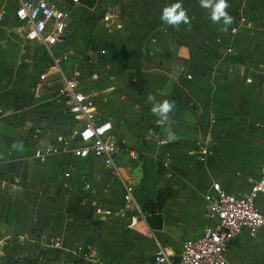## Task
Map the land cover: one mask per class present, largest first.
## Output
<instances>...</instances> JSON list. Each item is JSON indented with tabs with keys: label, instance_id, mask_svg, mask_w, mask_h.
Returning <instances> with one entry per match:
<instances>
[{
	"label": "crops",
	"instance_id": "obj_1",
	"mask_svg": "<svg viewBox=\"0 0 264 264\" xmlns=\"http://www.w3.org/2000/svg\"><path fill=\"white\" fill-rule=\"evenodd\" d=\"M103 1L84 5L91 7L89 26L79 21L66 27L64 38L52 46L56 56L68 51L56 68L43 46L22 38L10 16L0 22V264H153L155 246L174 256L184 238L215 221L203 198L211 181L242 192L264 169V0H227L225 11L233 22L226 30L222 21L212 22L211 10L200 0ZM174 3L188 18L179 26L161 19L163 9ZM64 4L70 10L79 0ZM116 6L119 22L104 20ZM101 9L102 19L95 16ZM87 31L92 33L90 53L109 79L96 68L84 86L80 65L68 57L83 46ZM116 46L122 55L115 54ZM34 58L45 63L32 65L39 66L36 72L28 66ZM112 59L128 71L120 72ZM75 69L92 96L115 102L98 112L94 101L96 115L113 124L119 175L100 157L59 152L39 161L33 153L35 141L45 143L73 127L74 117L56 89ZM42 71L45 77L34 86ZM164 101L173 105L171 112L151 111ZM141 128L146 140L142 157L129 144ZM185 130L189 134L180 133ZM156 137L166 140L157 149L166 160L153 153V143H163ZM195 139L206 141L209 151L189 150ZM154 157L156 168L150 164ZM100 163L99 170L92 169ZM127 178L134 181L138 209L125 206L121 197ZM166 187L171 192L153 227V205L143 209L142 202L153 204L157 190ZM82 204L87 211L99 207L108 214L98 220L100 214L91 213L87 221L78 215ZM119 205L122 211L111 214ZM255 205L264 213V193L256 195ZM225 256L241 264H264V225L252 235L239 230Z\"/></svg>",
	"mask_w": 264,
	"mask_h": 264
},
{
	"label": "built area",
	"instance_id": "obj_2",
	"mask_svg": "<svg viewBox=\"0 0 264 264\" xmlns=\"http://www.w3.org/2000/svg\"><path fill=\"white\" fill-rule=\"evenodd\" d=\"M5 16H10L17 24L24 40L38 43L46 49L54 68L59 60L67 57V50L57 56L52 50V46L64 38L70 17V10L63 0H0V22ZM230 50L227 47V51ZM77 73L75 69L74 74L63 76L62 85L56 89L57 94L64 97L67 111L74 117L73 127L45 143L36 141L33 153L39 161L59 152H70L75 157H100L104 165L119 175L114 162L118 140L112 133L113 124L110 119L96 115L94 99L82 87ZM45 75V71L40 72L35 85ZM133 183L131 178L122 179L121 197L125 206L138 209ZM258 193H264V169L242 192L230 191L219 181H211L203 198L207 211L215 221L205 224L199 234L184 238L174 256L158 244L150 253L152 263L241 264L238 260L228 259L225 250L232 237L242 228L252 235L264 225V213L255 205Z\"/></svg>",
	"mask_w": 264,
	"mask_h": 264
},
{
	"label": "rangeland",
	"instance_id": "obj_3",
	"mask_svg": "<svg viewBox=\"0 0 264 264\" xmlns=\"http://www.w3.org/2000/svg\"><path fill=\"white\" fill-rule=\"evenodd\" d=\"M64 1H65V3L67 5H70L69 4V0H64ZM92 1L93 2H96V3H100L101 2V0H92ZM86 2H89V0H79V4H76L75 7H70V14L71 15H70V18H69L70 21H69V24L67 26V29H68V27H69V29L72 28L74 26V24L76 22H79V21L81 22V24L86 25V26H89V24H90V22L92 20L91 17H90V14H89V10L91 9V7L90 8H85L84 5L87 4ZM103 2L105 3L106 0H104ZM112 2H113V0H108L105 4H110ZM121 8H122V6H120V9ZM103 13H104V9H101V10L97 11V14L95 16L100 17L102 19L101 16H102ZM106 13H108V15H105L103 17L104 20H109L111 18H114L115 21L117 20L119 22V16H120V13H121V12L119 13V6H116V7L111 8L110 10H108V12L106 11L105 14ZM101 22L102 23H108V22L110 23L111 21H107L106 22V21H102L101 20ZM91 34L92 33L91 32L89 33V31H87V34H84V36L82 37L84 43H83V46L82 47H80V48L77 49L78 52H76L75 50H71L72 48H74V46H73V44L70 41L68 43L72 47L71 49L69 47V49L71 50V54H70V56L68 58L69 59H72L75 63H77V64L80 65L79 69H81V72H82L84 86L86 85V79H88V80L90 79V77H91L90 74L91 73L93 74V71L95 73V70H96V68L98 66V63H101V62H99L97 60L95 61L93 54L90 53L91 48L93 50V47H90L91 46L90 45V36H91ZM113 49L115 51V54H117V55H120L121 54L122 55V53H121L122 47L116 46ZM100 51H103V49H100ZM34 60H36L37 62H35ZM100 60H102L101 57H100ZM32 62L33 63L28 64V66L34 72L38 71V67L39 66L34 68L32 65H40V66H43L45 64L44 62H38V60L35 59V58L33 59ZM112 62L114 63V65H116L120 69V72H122L124 70L125 71H128V68L127 67H124L123 64L120 63L118 60L115 59ZM103 67H104V65H103ZM96 72L99 73V76L100 75H103L102 77H104L105 80L106 79H109V78H107V76H108L107 70L106 69H102L101 66H99L97 68V71ZM129 85L130 86H133V82L131 80L129 82ZM34 86H35V84H34ZM92 97L94 98V101L96 102V109H97L98 112H99V109L98 108L101 105L102 106H105L107 109L108 108H113V106H115V102H114V100L112 98H109V99L107 98V99L104 100L101 97H97V95L96 96H92ZM180 133L181 134H189L188 131H186V130L184 132H180ZM190 133L196 135V133H194L193 131H190ZM135 135H136L135 136L136 138L133 137L132 138L133 141L132 142H129V144H130V147L133 148V151L134 152H138L139 155L142 157V153L140 152V150H142V147L146 143V140L144 139V130L143 129L141 130V135H139V134H135ZM154 140L157 142V141L163 140V139L161 137H158V138L156 137V139H154ZM164 141H166V140H163V143L161 145H158V146L154 142L153 143L154 148L156 150L157 149L160 150L158 147H162V145L165 144ZM166 145H167V143H166ZM213 145L214 144H212V146ZM208 147H209V145H208V143L206 141H199L198 139H195L194 142L191 143V147L189 148V150L190 149H195L198 152H201L202 153V149H205L206 151H209V148ZM167 148H168V150H170L169 149L170 148L169 146ZM158 150L157 151H153V153L154 154H159L160 156H162V158H165V160H166V155L165 154L164 155H161V153L158 152ZM163 150L166 151L167 149H163ZM144 158L146 159V157H144ZM203 160H205V159H203ZM158 161H159L158 158L154 157L153 160L150 163L151 166H153V168H156L157 167V163H159ZM142 163H143V161H142ZM101 165H102L101 163H100V165L97 164L92 169L95 170V171H97V170L100 169ZM250 170H251L250 172H252V169H250ZM247 172L248 171H246L245 173H247ZM81 182H83V183L85 182V184H88V182H87L86 179H81ZM95 189H97V188H95ZM93 192H94V190L92 189L91 190V194H93ZM97 198H101V197L98 196ZM119 204H122V202L119 201ZM120 208H121V205H119L117 209L113 208L110 211V213L111 214H115L114 211H116V210L119 211V212H121L122 210ZM78 210H79L78 211V215H80L82 218L86 219L87 221H89L90 216H91V213H93L94 216H96V215L98 216L100 214L101 217H99V218L96 217V219H98V220H102L104 214H108V213L105 212V210L103 208H99V207L97 208V210H94V208H92L90 211H87L84 208V204H82V208L78 207ZM133 211H136V210H133ZM75 212L76 211H74V213ZM93 224H96V223H93Z\"/></svg>",
	"mask_w": 264,
	"mask_h": 264
},
{
	"label": "clouds",
	"instance_id": "obj_4",
	"mask_svg": "<svg viewBox=\"0 0 264 264\" xmlns=\"http://www.w3.org/2000/svg\"><path fill=\"white\" fill-rule=\"evenodd\" d=\"M200 4L204 8L211 10V20L213 23L222 21L226 30V26L232 24L233 18L225 11L228 7L227 0H200ZM161 19L169 25L179 26L181 22H187V15L182 9L180 3H174L171 6L165 7L162 11ZM153 97L149 96L148 100L153 101ZM173 105L167 101L163 103L154 104L151 111L153 113L159 112L161 115L171 112Z\"/></svg>",
	"mask_w": 264,
	"mask_h": 264
},
{
	"label": "trees",
	"instance_id": "obj_5",
	"mask_svg": "<svg viewBox=\"0 0 264 264\" xmlns=\"http://www.w3.org/2000/svg\"><path fill=\"white\" fill-rule=\"evenodd\" d=\"M86 3H85L86 5H92L93 4V1L92 0H89V2H86ZM140 82H141V84H143L144 81H143L142 78H140ZM142 88L143 87L140 88V93H141L142 99H144V97L142 95ZM143 108H144V105H143ZM170 192H171V190H170L169 187L159 188L157 190V193H156V196H155V202L153 204H151V202L150 201H147V200H145L144 202H142L143 203V207H142L143 209H144V207L145 208L147 207V204L149 205L150 208L153 205L152 206V211L155 213V216L157 217L156 218L157 219V222L154 223V224L153 223H150L151 226L157 227L159 225V221H158V217H159L158 210L160 209L163 200L170 194ZM147 219H148V217H147Z\"/></svg>",
	"mask_w": 264,
	"mask_h": 264
}]
</instances>
